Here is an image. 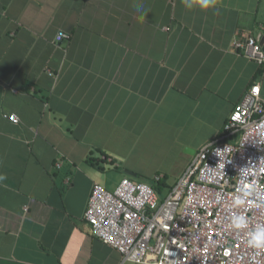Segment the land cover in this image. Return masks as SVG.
<instances>
[{"label": "crops", "instance_id": "obj_1", "mask_svg": "<svg viewBox=\"0 0 264 264\" xmlns=\"http://www.w3.org/2000/svg\"><path fill=\"white\" fill-rule=\"evenodd\" d=\"M260 35L264 0H0V264H136L85 220L94 184L168 194L249 89L264 99L234 48Z\"/></svg>", "mask_w": 264, "mask_h": 264}, {"label": "built area", "instance_id": "obj_2", "mask_svg": "<svg viewBox=\"0 0 264 264\" xmlns=\"http://www.w3.org/2000/svg\"><path fill=\"white\" fill-rule=\"evenodd\" d=\"M65 36L59 39L62 41ZM234 48L264 65L254 36ZM19 123L16 114L6 115ZM229 139V140H228ZM60 168L61 164H57ZM244 169L245 176L238 175ZM161 176H155L157 183ZM256 190L237 205L245 184ZM259 204V206H257ZM247 227L231 226L235 216ZM85 220L93 235L136 264H264L247 233L264 225V99L259 85L243 96L218 141L206 144L163 199L154 184L124 178L114 190L95 183Z\"/></svg>", "mask_w": 264, "mask_h": 264}, {"label": "clouds", "instance_id": "obj_3", "mask_svg": "<svg viewBox=\"0 0 264 264\" xmlns=\"http://www.w3.org/2000/svg\"><path fill=\"white\" fill-rule=\"evenodd\" d=\"M217 3L218 0H181V4L188 10L198 7L201 11H206L209 9H214ZM136 10L138 13H140V19L143 20L146 15V10L143 8V5L137 4ZM64 36L65 33L63 31H58L55 39L59 40ZM238 175L245 176L246 172L244 169H242ZM4 179H6V177L0 174V181H3ZM255 190L256 186L254 183L245 184L240 190L243 199L237 198L234 203L237 205L243 204L244 200L251 196ZM257 206H259V204H257ZM231 226L236 230L245 229L247 227V218L243 215L235 216L232 219ZM247 244L249 247L254 249H264V225H258L254 230L247 233Z\"/></svg>", "mask_w": 264, "mask_h": 264}, {"label": "trees", "instance_id": "obj_4", "mask_svg": "<svg viewBox=\"0 0 264 264\" xmlns=\"http://www.w3.org/2000/svg\"><path fill=\"white\" fill-rule=\"evenodd\" d=\"M90 162L94 165H97L98 168H101L103 169L102 165L99 166V162L98 160H93V159H90ZM166 185L165 183H163V181H160L156 184H154V188L157 190V192L159 193L160 197L163 199V197L165 196V193L164 191L166 190L165 189Z\"/></svg>", "mask_w": 264, "mask_h": 264}, {"label": "water", "instance_id": "obj_5", "mask_svg": "<svg viewBox=\"0 0 264 264\" xmlns=\"http://www.w3.org/2000/svg\"><path fill=\"white\" fill-rule=\"evenodd\" d=\"M257 39L262 44V46L264 48V36L260 35ZM187 152H189V150H187Z\"/></svg>", "mask_w": 264, "mask_h": 264}, {"label": "rangeland", "instance_id": "obj_6", "mask_svg": "<svg viewBox=\"0 0 264 264\" xmlns=\"http://www.w3.org/2000/svg\"><path fill=\"white\" fill-rule=\"evenodd\" d=\"M110 172H111V171H109V173H110ZM106 188H107V189H108V188H109V189H112V188H114V187L111 188V187H109V186H108V187L106 186ZM112 190H114V189H112Z\"/></svg>", "mask_w": 264, "mask_h": 264}, {"label": "bare ground", "instance_id": "obj_7", "mask_svg": "<svg viewBox=\"0 0 264 264\" xmlns=\"http://www.w3.org/2000/svg\"><path fill=\"white\" fill-rule=\"evenodd\" d=\"M123 179H124V178H123ZM123 179H122V180H123ZM92 190H93V189H92Z\"/></svg>", "mask_w": 264, "mask_h": 264}]
</instances>
